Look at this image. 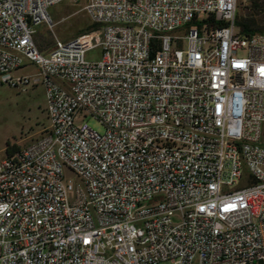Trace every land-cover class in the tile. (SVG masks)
<instances>
[{
    "label": "built area",
    "instance_id": "obj_1",
    "mask_svg": "<svg viewBox=\"0 0 264 264\" xmlns=\"http://www.w3.org/2000/svg\"><path fill=\"white\" fill-rule=\"evenodd\" d=\"M60 1L0 0V83L47 118L0 158V264H264V31L239 0H85L98 28L42 53Z\"/></svg>",
    "mask_w": 264,
    "mask_h": 264
},
{
    "label": "rangeland",
    "instance_id": "obj_2",
    "mask_svg": "<svg viewBox=\"0 0 264 264\" xmlns=\"http://www.w3.org/2000/svg\"><path fill=\"white\" fill-rule=\"evenodd\" d=\"M239 5H245L248 0H239ZM237 2V3H238ZM85 0H62L47 8V13L52 21L49 28L45 23H39L35 27L38 42L48 48L54 37L67 39L75 35V32L87 24L90 20L83 10ZM264 25V12L259 20ZM179 32V31H173ZM35 42V41H34ZM170 47H174L171 44ZM84 58L94 60L100 57V47L93 46L84 52ZM35 70L32 64L19 67L12 73H31ZM45 101L43 87L39 80L34 83L10 86L6 82L0 83V158L5 154L6 143L22 146L30 139L38 136L47 126L45 116ZM84 121L91 128L101 132L103 125L91 115H87ZM72 177L71 173H68ZM155 264H172L168 260Z\"/></svg>",
    "mask_w": 264,
    "mask_h": 264
},
{
    "label": "trees",
    "instance_id": "obj_3",
    "mask_svg": "<svg viewBox=\"0 0 264 264\" xmlns=\"http://www.w3.org/2000/svg\"><path fill=\"white\" fill-rule=\"evenodd\" d=\"M264 12V0H248L245 5L236 4L235 10V24L241 33L247 34L252 31H264V25L259 24L261 19V14ZM98 28V24L89 21L83 27L78 29L75 34L82 32H89ZM35 44L39 51L44 49V46L40 44L37 38H34ZM18 147L14 144H8L4 146V153L9 154L11 151L17 149Z\"/></svg>",
    "mask_w": 264,
    "mask_h": 264
},
{
    "label": "bare ground",
    "instance_id": "obj_4",
    "mask_svg": "<svg viewBox=\"0 0 264 264\" xmlns=\"http://www.w3.org/2000/svg\"><path fill=\"white\" fill-rule=\"evenodd\" d=\"M21 185H29V178H21Z\"/></svg>",
    "mask_w": 264,
    "mask_h": 264
},
{
    "label": "crops",
    "instance_id": "obj_5",
    "mask_svg": "<svg viewBox=\"0 0 264 264\" xmlns=\"http://www.w3.org/2000/svg\"><path fill=\"white\" fill-rule=\"evenodd\" d=\"M36 28V27H35ZM36 33V30L34 31V34ZM34 38H36V36L34 37ZM50 47V46H49ZM48 47V48H49ZM48 48H44L43 50H41L40 52H42V53H46L47 52V50H48Z\"/></svg>",
    "mask_w": 264,
    "mask_h": 264
}]
</instances>
